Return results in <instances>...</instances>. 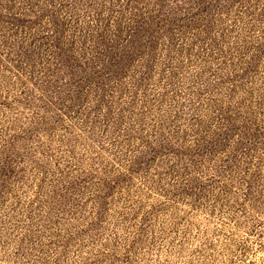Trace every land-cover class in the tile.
<instances>
[{
    "label": "rangeland",
    "instance_id": "rangeland-1",
    "mask_svg": "<svg viewBox=\"0 0 264 264\" xmlns=\"http://www.w3.org/2000/svg\"><path fill=\"white\" fill-rule=\"evenodd\" d=\"M0 264H264V0H0Z\"/></svg>",
    "mask_w": 264,
    "mask_h": 264
}]
</instances>
